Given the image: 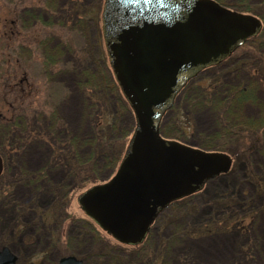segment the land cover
Wrapping results in <instances>:
<instances>
[{
    "label": "rangeland",
    "instance_id": "rangeland-1",
    "mask_svg": "<svg viewBox=\"0 0 264 264\" xmlns=\"http://www.w3.org/2000/svg\"><path fill=\"white\" fill-rule=\"evenodd\" d=\"M71 1L56 0V7L70 6ZM95 1L83 0L87 12L85 18L93 16L90 24L85 26L83 36L86 35L91 43L96 40L99 43L100 54L105 56L101 29V10L104 0L100 10L97 8L98 1ZM230 1L233 0H228ZM3 2L4 6H2ZM55 2L53 0H0V19L1 13H5L4 8L9 6L18 7L23 4L30 8L36 3L44 8L43 5L48 6L49 3ZM26 10L21 8L18 12L19 21L25 22L22 26L18 20L16 21L19 36L13 40L4 38L0 23V112L23 111L25 117L33 118V115H30L31 111H38L43 105L49 109L55 104V110L67 125L64 131L65 137L84 139L89 133V125L85 123L82 114L83 95L73 84L77 75L72 72V69L63 68V65L68 63L66 67H69L72 63V55L69 51L63 52L59 55V63L52 72L44 74L41 65L39 66L41 55L39 56L36 42L31 36L34 27H40L45 34L56 29L61 34L59 29L62 22L58 18H53L56 13H41V19L34 21L31 20V15L25 13ZM38 14L40 16V13ZM10 17L13 15L10 14ZM34 22L36 23L32 24ZM8 41H10L9 44H7ZM75 42L73 43L76 48L80 45L76 35ZM53 44L56 45V41ZM53 44H50V48ZM233 53L234 62L235 60L239 62L238 55L242 51L237 48ZM8 56H10L9 63ZM220 64L224 65H218L219 68L212 66L203 71L191 85L204 90L211 81L209 77L212 76L214 79L216 76L212 72L219 70L216 73L221 77V84L223 83L227 88H237L239 85L242 87L245 85L248 90L252 88L250 81L248 84L242 81L243 76L246 79L251 77L246 68L233 70L230 61H222ZM215 82L217 84L220 80L216 78ZM57 84H60L62 88L57 91L58 97L55 96L52 102V94L48 95L47 92L50 88H56ZM261 84L264 87V77L261 79ZM184 94L178 97L174 106L175 110L173 109L170 117H173L175 111L179 109L181 138L186 142L177 138L172 139L191 146L201 143L208 147L209 142L210 145L224 144L222 146L225 150L202 149L223 151L228 154L232 163L231 168L228 173L209 180L201 194L190 197L189 201L192 202L185 206L190 207L196 204L194 213L172 219V209L163 212L145 237L146 243L144 241L142 245H137L139 251L137 253L143 251L147 253L144 256L148 257L150 264H233L235 260H242L240 264H264V194L257 186L259 177L264 176V91H261L259 95L254 92L247 93L244 97L246 99L242 98L244 100H241L239 106L235 102L233 105L236 107L233 106L234 108L230 111L220 109L214 101L201 103L200 100L201 106L197 110L192 109L188 114H185L184 110H190L191 102L184 99ZM245 101L249 102L244 104ZM212 109L214 111L210 112L209 110ZM221 110L225 115L222 118L218 117L220 116L218 112ZM223 117H225L224 121ZM227 117H234L237 125L240 122L247 126L256 125V123L257 125L249 135L240 136L238 132H234L231 140L227 138L224 143H222L223 140L216 142L219 138L217 132H222L221 127L226 128ZM13 133L20 134L17 130ZM212 136L216 140H212ZM3 144L7 147L5 148L7 151L5 150L3 157L4 170L0 175V246L7 242L4 245H8L17 256V264H56L59 257L67 254L83 258V264H136L124 259L127 253H133L131 245L120 243L113 237L108 238L83 212L78 202V196L83 189L73 187L74 189L71 190L73 180L59 171H53L49 185L46 183L42 188L39 186L37 188L29 183L27 179L34 181L35 174L45 164L44 160L47 161V149L45 150L41 140H33L26 144L16 142L17 149L10 150V143L5 142L0 134V149H4ZM56 186H60L59 192ZM220 193L224 194V200L233 203L232 210L243 214L246 231L239 226L229 228L230 226L227 225H230L232 215H228L230 219L225 220L224 217L227 214L212 207L210 199L218 197ZM176 207L177 205L174 208ZM195 222L213 225L209 227H212V230L202 228L200 232L191 231L190 225ZM94 230L101 236L105 234L109 240L104 241L106 246L100 245L101 238ZM96 236L99 238L98 241L95 240ZM221 239H224L223 244ZM213 242L216 244L212 245ZM248 243H253L250 257L241 250V246ZM226 244L232 246L231 254H218ZM199 247L202 248L204 255L209 256V260L201 256Z\"/></svg>",
    "mask_w": 264,
    "mask_h": 264
},
{
    "label": "water",
    "instance_id": "water-1",
    "mask_svg": "<svg viewBox=\"0 0 264 264\" xmlns=\"http://www.w3.org/2000/svg\"><path fill=\"white\" fill-rule=\"evenodd\" d=\"M101 20L109 64L134 128L115 173L78 202L117 240L135 244L170 201L228 170V154L163 137L159 124L190 78L257 34L261 24L216 0H104ZM15 260L8 246L0 247V264ZM57 264L82 259L65 255Z\"/></svg>",
    "mask_w": 264,
    "mask_h": 264
},
{
    "label": "trees",
    "instance_id": "trees-1",
    "mask_svg": "<svg viewBox=\"0 0 264 264\" xmlns=\"http://www.w3.org/2000/svg\"><path fill=\"white\" fill-rule=\"evenodd\" d=\"M55 1L53 0V2ZM96 1H98L97 8L100 10L102 6V0ZM217 1L226 6H231L233 9L252 13L258 16L261 21V27L258 33L248 38L239 47V50L242 51V53L238 55L239 62L236 60L234 62L235 58L232 56L234 53L223 60L224 62L230 61V65L233 67V70L240 69L242 67L246 68L251 77L246 79L243 76L242 81H244V84H248V81H250L252 88L248 90L245 85L243 87L239 85L237 88L234 87L232 89L227 88L223 83L221 84V77L218 75V73H216L219 72V70H217L212 72L216 74L214 79L212 76L209 77L211 78V81L209 82L208 87H206L204 90L197 89L191 84L193 80L200 76V74L195 76L179 91V93L175 96L171 107L167 109L162 116L159 130L165 137L177 138L183 142H186L181 138L182 128L180 126L181 119L179 117V109L176 110L178 111L177 113L175 111L173 117H170L171 113L175 110L174 106L178 97L181 94H184L186 91L187 92L184 94V99L190 101L191 104L189 105L190 110H184L186 111L185 114H188L189 111H192V109L197 110L201 106V103L207 101H214L220 109L223 108L224 110L226 109L227 111H230L232 108L236 107L233 105L235 102H237V106H239L241 100L246 99L244 97L247 93L254 92L255 94L259 95L261 94V91H264V87L261 84V79L264 77V0H233L230 2H228V0ZM69 4L70 6L65 8L62 6L61 8L63 10L56 7V2L49 3L48 6L43 5L44 8H41L39 4L36 3L31 5L30 8H27L26 5L24 6L23 4L18 7L13 5L11 7L9 6L8 8L3 7L5 13H1L2 18L0 19V23L1 27L3 28H1V31L3 32L4 38L6 40H13V38L19 36V32L17 30L18 28H16V21H19L18 12L21 8L23 10L29 9L26 10L27 12L25 13L31 15V20L34 21H39L41 19V13H56V16L53 18H58V20L62 22V28L60 27L59 29L61 34L57 32V29L56 31L53 30L48 34H45L42 32L40 27H34L36 30L33 28L34 30L32 29L31 31V36L34 37V41L36 42V49H38L39 52L38 54L39 56L41 55V57H39V66L41 65V69L44 71V74L45 72L50 73L52 72V69L57 66V63H59V55H62V53L65 51H69L73 57L72 63H70L69 67H66L68 63L63 65V68L65 70L70 68V70L72 69V72L77 75V78L73 84L75 85L76 89L78 88L79 93L83 95V98H81L83 101L82 114L84 115L85 123L89 125V133L84 139H80L78 137H65L66 135L64 134V131L67 125L60 117L58 111L55 110V104L49 109L43 105L44 108L41 107L42 109L38 111H31L30 115H33V118H31V116L25 117L23 115V111L13 112L10 110L8 113L0 112V134L3 136L5 142L10 143V150L17 149L18 144H15L16 142H22L26 144L33 140H41L44 144L43 146H45V150L47 149V161L44 160L45 164L35 174L36 176L34 178L36 180L34 179V181H32L31 178V180L25 178L30 184L37 186V188L38 186L39 188H42L46 185V183L48 185L51 183L49 179L51 178L50 175L53 171H59L62 175H65L69 179L73 180V183H71V190L74 188H82L84 190L89 186L98 183L99 181L101 182L105 180L116 169L123 155L134 125L131 107L123 96L113 76L112 70L109 66L106 50L104 49L106 54L105 56L100 54L99 43L96 40L92 41L91 43L87 40L86 35L83 36L85 31L84 28L90 24L93 16L90 15L91 17L85 18V13L87 12L85 11L86 7L83 3V0H72L69 2ZM2 6H4V2ZM38 13H40V16ZM10 14H12L13 17H10ZM23 17L25 16L23 15ZM24 22L25 21L22 20L20 24L24 26ZM35 23L36 22L32 24ZM75 35L80 41V45L76 48V45L73 43L75 42ZM54 41H56V45L53 44ZM9 43L10 41L7 42V44ZM50 44H53L52 48H50ZM12 59L14 60V58ZM7 60L9 63L10 56H8ZM218 65L224 64L219 63L214 65L215 68H219ZM205 70L206 69L203 71ZM216 78L220 80V82L217 84L215 82ZM251 79L254 80L251 81ZM61 88L62 86L57 84V87L53 88L54 90L50 88V91L47 92L48 95L52 94V102H54L55 96L58 97L59 93H57V91H59ZM247 102L249 101H245L244 104ZM209 109H211V107ZM209 111L213 112L214 110L212 109ZM218 113L220 114L218 117L222 118V116H225L222 113V110ZM233 118L227 117L225 121L227 124L226 128L221 127L220 129L222 132H217L219 138H217L218 140L216 142L223 140L222 143H224L225 140L227 141V138H232L234 132H238L240 136H245L246 134L249 135L257 125L256 123V125L251 124L250 126H247L242 122L237 125V121ZM224 119L225 117H223L222 120L224 121ZM15 130L19 131L20 134L13 133ZM212 138V140H216L213 136ZM234 139L235 138H233V140ZM222 145H210L209 142L207 145L208 147L201 145V143L195 144L194 146L210 150H225ZM5 148L7 149V147L4 145V149H0V154L2 157L5 156L4 154L7 151ZM259 178L260 179L257 181V186L260 189V192L264 194V176H260ZM87 184L88 186H86ZM56 187L59 192L60 186ZM202 191L203 190L201 189L197 192L171 201L158 214L155 221L150 225V229L156 223V220L162 215V213L168 211V209H172V219H178L181 217V215L185 216L194 213L193 210L195 209L196 204L190 207H186L185 205L192 202L189 201L190 197L201 194ZM223 196L224 194L220 193L218 194V197L211 198L210 204L214 209L221 210L224 214H227L224 217L225 220L233 217L230 225L226 224L227 226H230L229 228L239 226L246 231L247 227L244 222L245 217L243 214L232 210V207L234 206L233 203L228 200H224ZM176 205L177 207L174 208ZM228 215L232 216L229 218L227 217ZM212 220H214V218ZM88 224L90 225V222H88ZM210 226L213 225H208L207 223L199 224L195 222L194 224L190 225L189 229L191 231L194 230L200 232V230L204 228V230L211 231L212 227L209 228ZM101 230L107 235L108 238L111 239L112 236L109 233L103 229ZM94 232H96L97 236L101 238L99 239L96 236V238L94 237L95 240H101L102 242L100 245L102 247L106 246L104 241L108 240V238L105 236V234L101 236L98 231L94 230ZM144 241L145 240L136 245H131L133 247V253H127L126 256L123 255L125 256L124 259H126L129 263L137 264L138 261V264H142L143 262L149 263L148 257L144 256L147 253H144V251L142 253H137L139 252L137 245H142ZM144 243H146V241ZM4 244H7V242ZM252 248L253 243H248L247 245L241 246L242 252L249 257ZM241 261L242 260H235L233 264H240Z\"/></svg>",
    "mask_w": 264,
    "mask_h": 264
},
{
    "label": "bare ground",
    "instance_id": "bare-ground-1",
    "mask_svg": "<svg viewBox=\"0 0 264 264\" xmlns=\"http://www.w3.org/2000/svg\"><path fill=\"white\" fill-rule=\"evenodd\" d=\"M223 241H224V239H221V242H222V244H223ZM216 244V242H213L212 243V245H215ZM199 251H201V256H203L204 258H206V259H208L209 258V256H207V255H204L203 253H202V248L201 247H199ZM231 252H232V246L231 245H228V244H226L225 246H224V249H221L220 251H219V253L218 254H224V255H229V254H231ZM68 255H73V254H68ZM74 256H76V255H74ZM17 257V256H16ZM77 257V256H76ZM77 258H80V257H77ZM209 260V259H208ZM57 262H58V260H57ZM57 262H56V264H57Z\"/></svg>",
    "mask_w": 264,
    "mask_h": 264
}]
</instances>
